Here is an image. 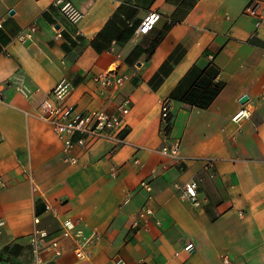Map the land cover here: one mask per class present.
<instances>
[{"label":"crops","instance_id":"1","mask_svg":"<svg viewBox=\"0 0 264 264\" xmlns=\"http://www.w3.org/2000/svg\"><path fill=\"white\" fill-rule=\"evenodd\" d=\"M251 1L74 0L73 26L56 0H0V264H32L36 229L60 241L44 264H264V26ZM153 10L161 20L142 35ZM108 74L130 79L104 89L95 77ZM64 78L68 107L112 116L128 103L113 138L65 152L39 114ZM243 109L252 116L233 121ZM68 221L101 234L90 258L62 238Z\"/></svg>","mask_w":264,"mask_h":264},{"label":"built area","instance_id":"2","mask_svg":"<svg viewBox=\"0 0 264 264\" xmlns=\"http://www.w3.org/2000/svg\"><path fill=\"white\" fill-rule=\"evenodd\" d=\"M55 6L59 9L65 19L73 26L78 25L83 19V14L75 5L74 0H56ZM248 16L256 20V26L261 28L264 26V2L260 0H252L246 8ZM161 20L159 11H150L144 18L139 33L147 35L152 32ZM37 31L36 26H30L23 31L20 39L23 41L32 40ZM58 38L61 34L57 35ZM130 79L128 75L116 77L114 75L96 76L95 80L104 89L120 88ZM69 92V83L67 79H62L52 90L51 98L45 100L39 107V114L42 120L49 122L52 125L56 136L62 140L67 154L71 153L76 147L86 149L88 147V138H113L112 134H116L124 126L126 117L130 115L128 103L122 104L118 110L119 115H108L100 111L81 112L64 104ZM3 101L0 93V102ZM171 102L167 101L162 106V120L164 124L172 115ZM252 116L251 112L246 109L240 110L234 117L233 121L239 122L242 119H249ZM119 143L123 140L116 138ZM164 154H169L172 157H178L179 145L172 148L165 147ZM150 190V188H148ZM185 193L192 205L199 207L201 205L198 193V183L192 182L186 184ZM51 210V207H48ZM145 213L152 215L150 208L145 210ZM39 222V220H37ZM49 235L46 231L36 229L31 236V247L35 257L32 264H44L43 252L53 250L56 257L62 255L59 240H51L48 242ZM62 238L72 240L75 243L74 252L80 259L90 258L92 249L101 241V234L94 230L88 236H85L83 231L77 229V224L71 221L65 222ZM184 250L192 253L195 250L194 244H188ZM223 264H231L230 258L225 257Z\"/></svg>","mask_w":264,"mask_h":264},{"label":"trees","instance_id":"3","mask_svg":"<svg viewBox=\"0 0 264 264\" xmlns=\"http://www.w3.org/2000/svg\"><path fill=\"white\" fill-rule=\"evenodd\" d=\"M220 89H221L220 86H217V88L215 89V92H214L213 90H209V89H208V94L211 95L210 98H209V100H208V103H206V104H202V105L198 104L197 106H199L200 108H203V109L207 108L208 105H209V103H210V102H211V101L217 96V94L219 93ZM210 100H211V101H210ZM170 122H171V116H170V118L166 121V124L168 123V124L170 125ZM169 129H170V128H169Z\"/></svg>","mask_w":264,"mask_h":264}]
</instances>
